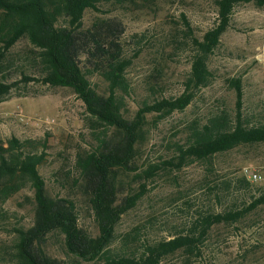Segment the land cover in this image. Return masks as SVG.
Masks as SVG:
<instances>
[{"label":"rangeland","instance_id":"rangeland-1","mask_svg":"<svg viewBox=\"0 0 264 264\" xmlns=\"http://www.w3.org/2000/svg\"><path fill=\"white\" fill-rule=\"evenodd\" d=\"M218 2L112 0L85 11L84 28L102 18L122 22L125 47L133 58L126 72L128 117L133 118L144 101L184 92L196 50L194 40L202 39L217 25ZM3 33L0 21V82L13 83L14 87L0 99V141L7 145L13 136L47 140V155L40 172L48 194L74 200L79 224L97 235L99 227L90 197L84 181H80L79 158L97 148L103 127L95 126L84 102L71 87L22 81L24 72L39 78L35 62L38 49L27 36L5 49ZM263 43L264 5L255 1L236 4L230 25L209 58V85L195 89L193 101L183 111L167 116L148 114L146 133L134 163L118 171L121 198L139 191L142 183H146V189L137 205L122 215L113 246L169 237L174 231L172 224L183 225L180 231L185 234L187 225L199 217L200 209L223 212L232 205L242 208L263 192L264 184L249 182L242 168L264 163V142L240 145L182 168H178L177 159L176 165L168 164L176 158L194 121L204 124L213 113H227L234 120L236 78L242 80L245 120L264 123V65L258 61V47ZM97 80L99 89L107 92V84ZM109 134L118 139L115 129ZM150 162L159 164L161 170L146 181L139 176ZM241 178L249 185L239 187ZM35 222L36 202L30 184L7 200L0 199V264H22L17 251L19 230H28ZM43 244L51 256L65 264H102L70 254L60 232L50 233ZM200 248V253L192 255L178 251L162 264H264V204L236 223L214 225Z\"/></svg>","mask_w":264,"mask_h":264},{"label":"trees","instance_id":"trees-1","mask_svg":"<svg viewBox=\"0 0 264 264\" xmlns=\"http://www.w3.org/2000/svg\"><path fill=\"white\" fill-rule=\"evenodd\" d=\"M112 0H0V21L5 49L27 36L38 49L35 57L39 78L23 73L22 81H43L52 86L71 87L84 102L95 126L103 127L99 145L85 157H80L82 176L99 227L97 235L79 224L74 200L54 198L47 192L40 166L46 159L47 140L13 136L8 144L0 141V199L5 201L30 184L36 202L35 225L19 230L17 251L22 264H65L51 256L43 241L52 232L64 236L67 251L83 261L102 264H162L168 256L185 251L201 252V244L216 224L236 223L246 214L264 204V190L242 207L230 206L223 212L204 211L188 226L172 224L169 237L134 245L128 242L113 246L116 226L122 215L135 207L144 194L146 183L139 191L120 197L122 183L118 171L127 170L134 163L138 147L146 133L148 114L167 116L185 110L195 97V89L208 86L211 79L209 58L218 48L221 36L231 22L238 3L264 0H219V21L202 39L196 38L191 71L184 92L175 97L144 101L133 118L125 113V95L129 91L126 76L133 58L123 40L122 22L98 19L84 28L83 18L89 8ZM97 79L107 84V92L99 89ZM236 90L234 120L227 113H213L204 124L194 121L186 141L179 145L176 158L168 161L178 168L197 160H205L217 153L244 144L264 142V123L251 124L243 114L244 94L241 78L233 80ZM13 83L0 82V99L10 92ZM109 128V129H108ZM115 129L118 139L110 138ZM176 165V164H175ZM161 166L150 162L140 174L146 181L155 177ZM239 187L249 185L245 178ZM128 239V236L126 237Z\"/></svg>","mask_w":264,"mask_h":264},{"label":"built area","instance_id":"built-area-1","mask_svg":"<svg viewBox=\"0 0 264 264\" xmlns=\"http://www.w3.org/2000/svg\"><path fill=\"white\" fill-rule=\"evenodd\" d=\"M258 61L264 65V43L258 47ZM243 175L251 183L264 184V163L246 165L242 168Z\"/></svg>","mask_w":264,"mask_h":264}]
</instances>
